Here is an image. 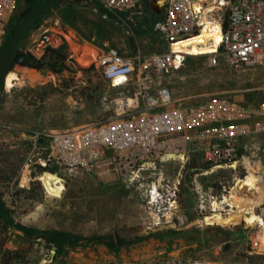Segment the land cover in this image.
I'll use <instances>...</instances> for the list:
<instances>
[{
	"label": "rangeland",
	"instance_id": "obj_1",
	"mask_svg": "<svg viewBox=\"0 0 264 264\" xmlns=\"http://www.w3.org/2000/svg\"><path fill=\"white\" fill-rule=\"evenodd\" d=\"M161 17L148 1L133 15L113 14L95 0H18L0 48V264H103L114 261L200 257L218 264H264V229L255 223L204 224L192 211L187 195L183 223L148 228V215L133 189L111 176L93 171H61L63 190L50 192L38 179V168L27 174L26 159L34 132L72 128L115 116L109 86L90 64L108 48L124 55L150 54L167 47L153 30ZM62 51L67 61L53 68L25 67L12 60L15 51L30 52L37 62H51L46 47ZM77 49V51H75ZM188 57L168 76L150 74L153 91L166 84L173 100L191 105L209 97H227L245 106L264 101V66L245 68L220 56ZM18 80L5 88L4 78ZM135 79V77H133ZM196 166L202 153L192 152ZM167 163L171 175L178 168ZM35 173V174H34ZM30 177V178H29ZM230 170L215 169L201 182L218 185ZM58 184V183H56ZM185 190V189H184ZM188 199V200H187ZM264 213V200L257 213ZM261 245H258V241Z\"/></svg>",
	"mask_w": 264,
	"mask_h": 264
},
{
	"label": "built area",
	"instance_id": "obj_2",
	"mask_svg": "<svg viewBox=\"0 0 264 264\" xmlns=\"http://www.w3.org/2000/svg\"><path fill=\"white\" fill-rule=\"evenodd\" d=\"M95 1L115 15L131 16L138 6L152 0ZM17 2L0 0V48ZM153 4L161 10L153 30L167 41L164 50L130 56L108 48L95 56L97 62L93 66L111 88L119 90L113 99L115 116L72 128L34 132L25 167L30 174L35 165L39 170L37 179L45 172L40 171V166L55 167L56 175L82 170L115 176L136 191L149 218L148 228H163L183 223L181 205L186 195L192 199L193 213L203 219L236 208L225 199L249 172L263 180L264 187V162L258 160L264 145L255 144L258 138L264 143V101L251 107L216 96L182 105L173 100L166 84L158 82L153 91L147 85L151 73L171 75L188 57L207 56L210 65H217L223 56L230 64L245 68L264 66V0H154ZM211 22L219 24L221 33L214 52L195 55L174 48ZM246 138L252 143H243ZM193 151L201 152L203 162L211 166L188 178L184 167ZM171 162L179 167L169 175L164 168ZM215 169L230 170L231 179L220 180L218 185L201 182L200 178H207ZM259 207L253 212L264 218V213H257ZM261 252L264 254V247ZM103 264L218 263L187 257Z\"/></svg>",
	"mask_w": 264,
	"mask_h": 264
},
{
	"label": "bare ground",
	"instance_id": "obj_3",
	"mask_svg": "<svg viewBox=\"0 0 264 264\" xmlns=\"http://www.w3.org/2000/svg\"><path fill=\"white\" fill-rule=\"evenodd\" d=\"M220 41V26L217 22H211L207 23L199 34L180 41L178 44L174 45V48H178L180 52H187L195 55L209 54L215 51ZM198 44H201V46H198ZM75 51H77V49H75ZM17 79L18 77L15 72L11 71L7 73L4 78L5 88L13 87ZM99 175L103 178L109 177L101 171H99ZM39 178L47 189L54 194H59L63 190L61 179L56 174L45 171ZM261 184L263 185V180H260L253 172H249L245 178L236 182L230 190V197H226L225 199L235 204L236 208L229 210L225 214L215 212L210 216L204 217L202 222L204 224L228 226L245 220L247 223L260 224L264 229V218L253 212V209L264 200V187L261 186ZM246 186H248V189H246ZM252 188H255V190L250 191Z\"/></svg>",
	"mask_w": 264,
	"mask_h": 264
},
{
	"label": "trees",
	"instance_id": "obj_4",
	"mask_svg": "<svg viewBox=\"0 0 264 264\" xmlns=\"http://www.w3.org/2000/svg\"><path fill=\"white\" fill-rule=\"evenodd\" d=\"M29 1V0H27ZM8 29H9V24H8ZM7 29V31H8ZM46 53L49 55L51 58V62H44L43 60H39L37 62L29 61L25 66L19 65V69H23L25 67H30V68H35V69H42L44 66H49L51 68L54 67L55 64L60 63L63 67H65V63L67 61L66 55L60 51L58 48H54L52 46H47L46 47ZM199 57H205V56H199ZM93 64L90 65L89 68H82L83 70H88L93 68ZM211 164L204 163L202 166H196L194 161L191 160L190 163H187L184 167L185 175L190 178L194 172H199L204 169H209ZM40 171H49L51 173L56 172L55 167H39ZM35 174V173H34ZM185 191L188 193V189L185 188ZM188 200V199H187Z\"/></svg>",
	"mask_w": 264,
	"mask_h": 264
},
{
	"label": "water",
	"instance_id": "obj_5",
	"mask_svg": "<svg viewBox=\"0 0 264 264\" xmlns=\"http://www.w3.org/2000/svg\"><path fill=\"white\" fill-rule=\"evenodd\" d=\"M154 0L151 1V5H153ZM18 58L15 60L18 64L25 66L29 61L34 59V56L30 52L21 51L17 52Z\"/></svg>",
	"mask_w": 264,
	"mask_h": 264
},
{
	"label": "crops",
	"instance_id": "obj_6",
	"mask_svg": "<svg viewBox=\"0 0 264 264\" xmlns=\"http://www.w3.org/2000/svg\"><path fill=\"white\" fill-rule=\"evenodd\" d=\"M152 6L157 12L160 11V9L154 7V4ZM243 143H249L250 144V143H252V140H250L249 138H246V139H243ZM255 144L263 146L264 143H263L262 138H258V141ZM258 160L261 162H264V151L260 154V156L258 157Z\"/></svg>",
	"mask_w": 264,
	"mask_h": 264
},
{
	"label": "flooded vegetation",
	"instance_id": "obj_7",
	"mask_svg": "<svg viewBox=\"0 0 264 264\" xmlns=\"http://www.w3.org/2000/svg\"><path fill=\"white\" fill-rule=\"evenodd\" d=\"M148 3H151V1L148 2ZM17 52H18V51H15V53L13 54V58H12L13 61H15V60L18 58V54H17ZM34 60H35V58H34L32 61H34ZM15 62H16V61H15ZM16 64H17V65H20V64H18L17 62H16Z\"/></svg>",
	"mask_w": 264,
	"mask_h": 264
}]
</instances>
